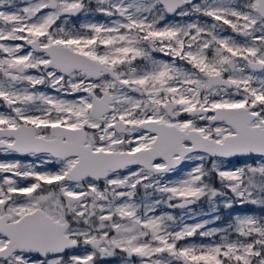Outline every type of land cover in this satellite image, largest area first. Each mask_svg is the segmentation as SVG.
Listing matches in <instances>:
<instances>
[{
    "label": "snow or ice",
    "instance_id": "6c2138e0",
    "mask_svg": "<svg viewBox=\"0 0 264 264\" xmlns=\"http://www.w3.org/2000/svg\"><path fill=\"white\" fill-rule=\"evenodd\" d=\"M0 103V264H264V216L162 210L264 207V0H0Z\"/></svg>",
    "mask_w": 264,
    "mask_h": 264
},
{
    "label": "rangeland",
    "instance_id": "374dc122",
    "mask_svg": "<svg viewBox=\"0 0 264 264\" xmlns=\"http://www.w3.org/2000/svg\"><path fill=\"white\" fill-rule=\"evenodd\" d=\"M23 1V3L20 4V6H23L25 0H19ZM199 2V0H197ZM239 2H244V0H239ZM94 4V0H93ZM180 19L179 17L172 16L170 15L168 17L169 21L175 22L176 20ZM192 19H196L195 16L192 17ZM204 19H209V18H204ZM86 20H91V21H99V22H106V18L100 14V13H90L89 15L85 16L81 14L78 17H75L72 19V22L77 24V26L85 22ZM210 22V19H209ZM229 34V33H225ZM157 58L160 59H167L166 56L160 53L155 54ZM17 158H12V159H7V158H0V161H10V160H16ZM23 162H33V163H39V158H31V159H19ZM230 163L226 162L225 167L231 168L233 166H239L243 164L245 161L242 158H232L230 159ZM248 163H251V161H247ZM194 164L191 161H186L182 166H180V170L175 173H169L164 177V180L166 181H174L178 178H180L184 173H186L188 170H190L191 167H193ZM210 166V165H209ZM58 167V165L51 163V164H46V165H41L42 170L43 169H48V168H55ZM133 170H135L136 166H132ZM126 174V171H125ZM103 184L101 183V187ZM215 186L220 187L218 179L215 181ZM140 196H143V190L141 189ZM158 198V194L157 197ZM218 207L216 209H213L210 207L209 202L206 199H203L200 202H197L193 205L190 206L189 209H181V208H168L167 206L162 205V210L171 212L173 215H175L178 219L183 217L185 222L187 223H193L197 221H203V220H208L209 224L207 225L208 228H222L224 227L228 221H230L234 216L236 215H255L257 217L264 216V207H261L260 205H253V204H245V205H240V204H235L232 208H225L223 206V203L220 201H217ZM160 210H157V214H159ZM219 216V220H214L213 217ZM194 240L195 242H207L208 239L211 238H201L199 236L190 238ZM109 264H125L124 262V257L122 258L121 261L117 263H109Z\"/></svg>",
    "mask_w": 264,
    "mask_h": 264
},
{
    "label": "flooded vegetation",
    "instance_id": "af4514ba",
    "mask_svg": "<svg viewBox=\"0 0 264 264\" xmlns=\"http://www.w3.org/2000/svg\"><path fill=\"white\" fill-rule=\"evenodd\" d=\"M21 3H23V1L16 0V4L18 6H20ZM41 90L49 91V92H51V94H55V92L53 90H50V89H46V88L41 87ZM68 98H72V97H68ZM3 110H6V108H5V106L2 103H0V111H3ZM4 157L7 158V159H12V158H17V159L36 158V157L31 156V155H22V154H19V153H3V152H0V158H4ZM122 258H123V256L119 252H117V254L115 256L99 258L98 264L117 263V262L121 261ZM137 264H138V262H137Z\"/></svg>",
    "mask_w": 264,
    "mask_h": 264
},
{
    "label": "water",
    "instance_id": "95a60500",
    "mask_svg": "<svg viewBox=\"0 0 264 264\" xmlns=\"http://www.w3.org/2000/svg\"><path fill=\"white\" fill-rule=\"evenodd\" d=\"M229 159H232V158H229Z\"/></svg>",
    "mask_w": 264,
    "mask_h": 264
}]
</instances>
